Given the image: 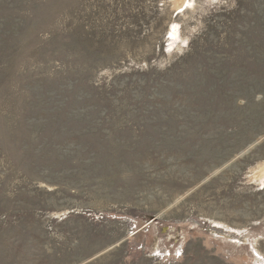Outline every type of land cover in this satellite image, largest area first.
Masks as SVG:
<instances>
[{
  "label": "rangeland",
  "instance_id": "374dc122",
  "mask_svg": "<svg viewBox=\"0 0 264 264\" xmlns=\"http://www.w3.org/2000/svg\"><path fill=\"white\" fill-rule=\"evenodd\" d=\"M0 264H264V0H0Z\"/></svg>",
  "mask_w": 264,
  "mask_h": 264
}]
</instances>
